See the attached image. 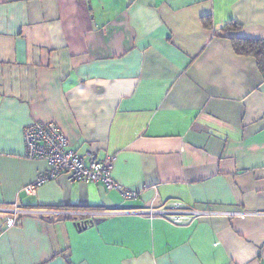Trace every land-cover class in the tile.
<instances>
[{"label":"crops","instance_id":"0c3cea01","mask_svg":"<svg viewBox=\"0 0 264 264\" xmlns=\"http://www.w3.org/2000/svg\"><path fill=\"white\" fill-rule=\"evenodd\" d=\"M233 39L264 41V0H0V264H264V70ZM32 122L139 195L65 172L26 194Z\"/></svg>","mask_w":264,"mask_h":264},{"label":"built area","instance_id":"2783aa9c","mask_svg":"<svg viewBox=\"0 0 264 264\" xmlns=\"http://www.w3.org/2000/svg\"><path fill=\"white\" fill-rule=\"evenodd\" d=\"M24 157L27 159L43 160L47 164L46 170L40 172L36 179L22 189L26 194L33 195L36 187L55 178L60 173H67L70 181L82 183H100L107 189L117 191L123 199H133L139 191L122 189L111 176L115 156L108 155L98 158L93 154L83 156L77 154L67 146V139L54 122H32L23 128ZM13 216L7 220V225L15 224L18 214L17 206L13 207ZM158 212V213H157ZM157 214L168 221L181 224L190 219H195L199 212L180 203H174L166 208L158 209ZM58 215L74 212L57 211ZM153 214V212H151ZM82 213H80L81 215ZM90 219L103 217V212H87ZM84 224V223H83Z\"/></svg>","mask_w":264,"mask_h":264},{"label":"trees","instance_id":"16d2710c","mask_svg":"<svg viewBox=\"0 0 264 264\" xmlns=\"http://www.w3.org/2000/svg\"><path fill=\"white\" fill-rule=\"evenodd\" d=\"M232 45L234 51L238 54L254 55L258 59L259 67L264 70V41L233 39ZM83 225H86V223H78L79 227Z\"/></svg>","mask_w":264,"mask_h":264},{"label":"water","instance_id":"95a60500","mask_svg":"<svg viewBox=\"0 0 264 264\" xmlns=\"http://www.w3.org/2000/svg\"><path fill=\"white\" fill-rule=\"evenodd\" d=\"M102 220H103V218H96V219H95V223H99V222L102 221ZM85 227H86V225H83V226H82V229L85 228Z\"/></svg>","mask_w":264,"mask_h":264},{"label":"rangeland","instance_id":"374dc122","mask_svg":"<svg viewBox=\"0 0 264 264\" xmlns=\"http://www.w3.org/2000/svg\"><path fill=\"white\" fill-rule=\"evenodd\" d=\"M56 211H58V210H56ZM55 214H57V213H55ZM17 215H18V214H17ZM17 215H16V217H15V223H16ZM81 215H87V214L82 213Z\"/></svg>","mask_w":264,"mask_h":264}]
</instances>
